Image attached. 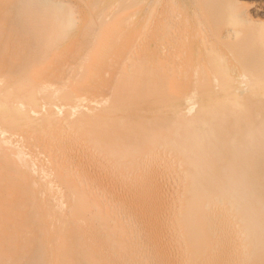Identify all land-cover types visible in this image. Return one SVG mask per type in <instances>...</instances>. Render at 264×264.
Segmentation results:
<instances>
[{
  "label": "bare ground",
  "instance_id": "bare-ground-1",
  "mask_svg": "<svg viewBox=\"0 0 264 264\" xmlns=\"http://www.w3.org/2000/svg\"><path fill=\"white\" fill-rule=\"evenodd\" d=\"M68 1L0 0V264H264V3Z\"/></svg>",
  "mask_w": 264,
  "mask_h": 264
},
{
  "label": "rangeland",
  "instance_id": "rangeland-1",
  "mask_svg": "<svg viewBox=\"0 0 264 264\" xmlns=\"http://www.w3.org/2000/svg\"><path fill=\"white\" fill-rule=\"evenodd\" d=\"M66 1H68V0H66ZM84 1L85 0H69L68 2L69 3H71V4H73V5H75L77 8H84ZM174 1V3H175V6H176V8H178L179 10H180V12H181V15H182V17L183 18H186V19H189V22H187L186 23V25L191 29H194V27H197L196 25H197V21H195V20H193V19H191L192 18V16L194 15V13H195V4L193 5L192 3H191V1L190 0H173ZM246 0H243V2L245 3V5H253V4H259V5H261V6H263V3H264V1H262V0H247L246 2H245ZM253 1H254V3H253ZM186 2V3H185ZM252 2V3H251ZM185 4H187V5H185ZM187 7V8H186ZM188 10H189V13H188ZM262 10L264 11V8H262ZM184 11V12H183ZM189 14V15H188ZM187 16H188V18H187ZM263 16H264V14H263ZM263 16H260V18L262 19V20H264L263 18ZM195 22V24H193ZM190 24H191V26H190ZM194 26V27H193ZM156 27V26H155ZM149 32H150V34H151V40L153 41V40H156L158 37V32H157V30L154 28V27H152V28H150L149 29ZM17 144H16V148L17 149H19L21 146H22V141H23V138L21 139V138H18L17 139ZM37 156H39L38 154H31V155H29V159H31V161H32V163L34 164V165H38V166H41V163H40V158L39 157H37ZM38 160V161H37ZM0 163H1V161H0ZM40 164V165H39ZM139 186H141L140 184H139ZM147 216H148V218H149V221H148V219H147ZM146 216V221H148V223L152 220V218L151 217H149V215H147ZM151 218V219H150ZM152 223L154 222L153 220L151 221ZM150 222V224H149V226L152 224ZM154 225V224H153ZM150 226V228H152V227H154V226Z\"/></svg>",
  "mask_w": 264,
  "mask_h": 264
}]
</instances>
